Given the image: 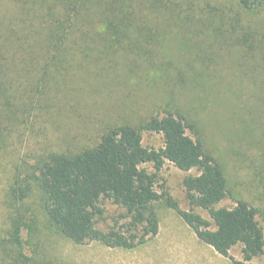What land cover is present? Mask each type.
<instances>
[{
	"label": "rangeland",
	"instance_id": "obj_1",
	"mask_svg": "<svg viewBox=\"0 0 264 264\" xmlns=\"http://www.w3.org/2000/svg\"><path fill=\"white\" fill-rule=\"evenodd\" d=\"M10 2V3H9ZM138 43L119 51L101 52L89 17L80 20L61 64L45 67L42 57L21 44L10 45L7 61L31 62V67L3 68L2 77L14 102L0 103V122L7 128L0 146V264L9 257L1 240L8 229L7 189L14 166L42 154L77 153L98 145L111 128L139 127L152 116L180 112L195 124L207 153L221 165L228 197L216 207L233 208L239 200L258 210L264 231V10L250 13L238 0H163L148 2ZM19 13L14 1H3L0 16L12 23ZM3 27L0 26V32ZM82 31L91 35L82 37ZM16 42L17 38L14 37ZM4 60L6 59L5 56ZM19 59V60H20ZM8 72V73H7ZM8 114V121L3 115ZM148 149L164 146L161 134L143 131ZM143 168L154 172L152 164ZM186 173L167 162L158 174L157 191L169 194L189 210L183 184ZM37 228L25 250L31 256L63 264H233L201 242L179 214L155 203L159 233L133 250L112 249L99 242L75 244L52 225L39 191L26 201ZM107 231L125 210L102 200ZM205 218L206 211L197 209ZM231 256L242 261V245ZM264 264V255L252 261Z\"/></svg>",
	"mask_w": 264,
	"mask_h": 264
},
{
	"label": "trees",
	"instance_id": "obj_2",
	"mask_svg": "<svg viewBox=\"0 0 264 264\" xmlns=\"http://www.w3.org/2000/svg\"><path fill=\"white\" fill-rule=\"evenodd\" d=\"M0 0V9L3 4ZM19 5L13 19L21 27L13 31L12 23L0 16V103L22 106L14 100L2 77L3 68L31 67V62L14 56L8 62L9 46L21 44L42 57L45 67L61 64L60 57L82 19L101 26L93 36L101 52L119 51L126 46L140 49L138 40L145 34L143 19L148 2L163 0H8ZM250 13L264 10V0H238ZM10 3V2H9ZM81 20V21H82ZM91 35L90 31L81 33ZM16 36L17 41L14 40ZM15 42V43H14ZM22 46V47H23ZM5 56V60L4 57ZM20 59V60H19ZM8 73V72H7ZM3 115L10 119L3 111ZM198 130L185 115L168 111L152 116L139 127L122 125L109 129L98 145L77 153H47L31 162L22 158L12 172L7 189L9 207L8 229L1 240L8 264H63L30 256L26 250L24 232L31 236L36 217L26 201L34 191L41 195L42 208L62 236L75 244L99 242L112 249L133 250L146 244L159 233L155 203L163 202L175 210L197 238L233 264H253L264 255V231L258 221V210L239 200L233 208L216 206L228 195L225 173L219 162L206 152L201 137L187 134ZM7 128L0 122V146L5 143ZM161 134L164 146L148 149L143 145L142 132ZM169 162L183 172L197 170L198 175H186L183 181L190 209L183 210L167 193L157 191L158 174ZM152 164L154 172L143 168ZM102 200L112 201L125 213L115 219L107 231L98 226L105 220ZM197 209L208 213L205 218ZM242 245V261L230 252Z\"/></svg>",
	"mask_w": 264,
	"mask_h": 264
}]
</instances>
